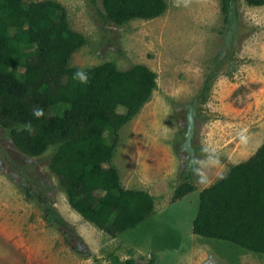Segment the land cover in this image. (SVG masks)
<instances>
[{
	"label": "rangeland",
	"instance_id": "1",
	"mask_svg": "<svg viewBox=\"0 0 264 264\" xmlns=\"http://www.w3.org/2000/svg\"><path fill=\"white\" fill-rule=\"evenodd\" d=\"M54 1L85 37L69 67L142 64L155 74L150 98L118 129L111 160L122 187L153 197L154 214L112 237L70 205L49 168L55 145L26 155L0 126V264H264V254L192 231L200 191L264 142V5L231 0L226 23L220 0H165L162 15L116 25L101 0ZM26 181L50 196L87 255L47 222ZM184 181L195 190L173 201Z\"/></svg>",
	"mask_w": 264,
	"mask_h": 264
},
{
	"label": "trees",
	"instance_id": "2",
	"mask_svg": "<svg viewBox=\"0 0 264 264\" xmlns=\"http://www.w3.org/2000/svg\"><path fill=\"white\" fill-rule=\"evenodd\" d=\"M250 6L264 0H245ZM103 17L116 25L162 15L165 0H101ZM231 0H220L228 22ZM85 37L70 28L64 7L54 0L25 4L0 0V126L24 154L37 156L55 145L49 168L78 213L112 237L154 214L146 191L121 186L111 164L118 129L150 98L154 72L135 64L119 71L111 62L88 69L69 67ZM108 133V136L105 133ZM26 196L43 206L44 218L87 255L72 225L50 196L26 181ZM195 190L189 181L174 192L177 201ZM192 231L264 254V142L247 160L233 164L199 193ZM77 243V244H76ZM95 264H105L96 262ZM122 264H135L126 259Z\"/></svg>",
	"mask_w": 264,
	"mask_h": 264
},
{
	"label": "crops",
	"instance_id": "3",
	"mask_svg": "<svg viewBox=\"0 0 264 264\" xmlns=\"http://www.w3.org/2000/svg\"><path fill=\"white\" fill-rule=\"evenodd\" d=\"M237 164V163H236ZM229 170V169H228Z\"/></svg>",
	"mask_w": 264,
	"mask_h": 264
}]
</instances>
